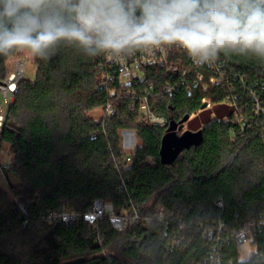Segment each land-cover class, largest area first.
Instances as JSON below:
<instances>
[{"label": "trees", "instance_id": "obj_1", "mask_svg": "<svg viewBox=\"0 0 264 264\" xmlns=\"http://www.w3.org/2000/svg\"><path fill=\"white\" fill-rule=\"evenodd\" d=\"M17 52L0 55V82ZM104 57L62 41L49 58L34 57V78L19 82L0 140V150L3 144L10 147L17 178L16 183L6 178L7 191L0 188V264H204L214 248L221 264H257L256 253L240 259L229 234L264 213V58L221 53L227 73L222 83L212 85L211 69L173 52L171 57L181 62L173 71L148 67L143 79L121 85L102 79ZM199 73L204 80L195 86ZM175 81H180L176 94H163L162 87ZM150 83L154 110L168 117L167 126L143 120L125 94ZM230 94L239 113L225 104ZM203 99L212 110L223 107L219 117L191 119L189 131L202 133L200 143L164 163L162 144L170 123L202 111ZM109 102L115 108L112 116L105 114ZM95 111L101 112L99 118L93 117ZM123 131L135 132L140 142L130 163L122 149ZM220 198L223 210L215 205ZM97 199L111 203L119 214L134 204L142 215L164 209L189 227L221 220L225 230L219 243L217 236L198 235L192 245L171 251L158 223L139 222L120 233L107 219L96 226L83 219L68 225L43 220L63 209L85 213ZM263 248L258 245L259 251Z\"/></svg>", "mask_w": 264, "mask_h": 264}, {"label": "clouds", "instance_id": "obj_2", "mask_svg": "<svg viewBox=\"0 0 264 264\" xmlns=\"http://www.w3.org/2000/svg\"><path fill=\"white\" fill-rule=\"evenodd\" d=\"M62 41L89 56L178 45L198 65L264 58V0H0V55L47 59Z\"/></svg>", "mask_w": 264, "mask_h": 264}, {"label": "built area", "instance_id": "obj_3", "mask_svg": "<svg viewBox=\"0 0 264 264\" xmlns=\"http://www.w3.org/2000/svg\"><path fill=\"white\" fill-rule=\"evenodd\" d=\"M173 52L184 53L187 55L188 59L193 65L205 66L211 69L214 74H211L207 77L210 84L217 85L225 80L227 71L225 72L222 70L223 65L220 62V55L215 60L198 65L194 63L186 51L178 45L133 51L123 54L120 57H113L111 55L105 54L104 58L106 64H103L100 68L102 71V79L105 81H113L114 79H117L121 85H130L135 78L143 79L145 77V68L148 67L166 68L168 71H173L176 69L175 64H181L180 59H174L171 57ZM23 62V60H19L13 72H11L4 81L0 82V140L9 109L12 106L15 99V94L18 91V84L21 79L26 77ZM112 71L113 74L111 73ZM202 80H204V75L199 73L194 79L195 86H198ZM181 81L184 84L187 82V77L185 74ZM179 86L180 81L166 83L162 87V93L168 96H173L178 91ZM204 89L206 90L207 86H204ZM125 94L129 99H131V107L138 109L139 115L143 120L156 127H164L168 125V117L163 114H159L154 110V104L152 101L154 100V86L152 83H150L145 90H138L132 87L127 90ZM203 103L204 105H207L206 108L211 109L213 107V104L207 99H203ZM225 104L231 106L236 110V112H238L239 107L234 94L229 95L225 101ZM105 114L108 116L115 114V108L112 102L107 104ZM193 116L194 115H192L190 119ZM124 145L128 146L126 143ZM132 148L135 150L136 146L133 144ZM132 148L130 147V149ZM132 160V155L126 154V162L130 163ZM149 162L151 164L155 163L154 158L151 157ZM8 170H10V167H7L5 172L7 173ZM215 205L220 210H223V199H218L215 202ZM18 210L22 215H28L26 206L21 203L18 205ZM82 219L94 226H96L103 219H107L111 227L120 233L127 232L132 225H135L139 222H144L146 224H162L164 226V236L169 239L168 245L171 251H173L177 245H192L198 235H201L202 237L217 236V242L219 243L221 235L225 230L221 220L207 222L206 224L202 225H192L189 227L182 220L173 217L164 209H160L159 212L155 214L142 215L134 204L130 205L129 208L125 209L119 214L116 212L114 206L111 203L105 202L101 199L95 200L92 207L85 213L63 209L50 212L43 217V220H46L50 224L62 223L66 225ZM26 224L27 221L24 222V225ZM229 235L231 237L230 239L237 244L239 254L241 246L249 244L251 246V251L248 259L252 257L254 253H256V263L264 264V248L260 251L258 250L259 244L262 243V246L264 247V213L258 219L248 220L243 224L242 227L230 232ZM261 238H263V241ZM221 262L222 260L220 257V252H217V250L214 248V250L209 252L204 264H221Z\"/></svg>", "mask_w": 264, "mask_h": 264}, {"label": "rangeland", "instance_id": "obj_4", "mask_svg": "<svg viewBox=\"0 0 264 264\" xmlns=\"http://www.w3.org/2000/svg\"><path fill=\"white\" fill-rule=\"evenodd\" d=\"M14 59L8 60L7 62V70L10 74L13 72L16 64L19 62V60H23L24 62V69H25V76L26 78H34L35 74V66H34V57L31 56L28 52L20 54L18 57L16 55L14 56ZM223 107H217L215 110H210L209 108H206L199 113L195 114L191 119L195 118V121L201 122L203 121V118L207 117L208 114H211L212 119H216L219 117L218 111L222 110ZM202 112V113H201ZM93 117L99 118L101 116L100 111H95L93 114ZM191 119L189 121H191ZM189 121L186 123L184 129L180 132V134H184L186 131H189ZM193 132V131H192ZM196 133V132H194ZM180 135V136H181ZM122 149L126 152L127 155H131V153L134 151L132 148V145L135 146L139 145V140L135 134V132H129V131H123L122 132ZM126 143L125 146L124 144ZM130 147L132 149H130ZM7 167H10V170L8 172H5V169ZM14 167V159L10 151V147L7 144H3L0 150V188L8 190V181L6 178L8 177L11 179L12 183L17 182V178L13 172ZM8 175V176H7ZM251 251V246L249 244L242 245L240 248V258L243 260H247Z\"/></svg>", "mask_w": 264, "mask_h": 264}, {"label": "water", "instance_id": "obj_5", "mask_svg": "<svg viewBox=\"0 0 264 264\" xmlns=\"http://www.w3.org/2000/svg\"><path fill=\"white\" fill-rule=\"evenodd\" d=\"M207 105H203L202 109H205ZM190 120L189 116H186L180 123L171 122L168 128V133L163 139L161 156L164 163H172L178 154L191 145L199 144L202 138L201 132L186 131L179 136L177 132H181L186 123Z\"/></svg>", "mask_w": 264, "mask_h": 264}, {"label": "crops", "instance_id": "obj_6", "mask_svg": "<svg viewBox=\"0 0 264 264\" xmlns=\"http://www.w3.org/2000/svg\"><path fill=\"white\" fill-rule=\"evenodd\" d=\"M25 52H27V51L18 50L16 57H18L20 54L25 53ZM14 58H15L14 56H11L8 60L14 59ZM7 62H9V61H7Z\"/></svg>", "mask_w": 264, "mask_h": 264}]
</instances>
